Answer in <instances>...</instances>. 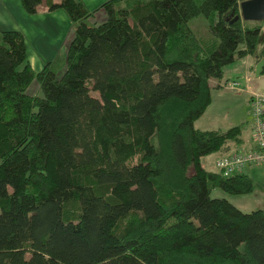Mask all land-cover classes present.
Masks as SVG:
<instances>
[{"label": "trees", "instance_id": "trees-1", "mask_svg": "<svg viewBox=\"0 0 264 264\" xmlns=\"http://www.w3.org/2000/svg\"><path fill=\"white\" fill-rule=\"evenodd\" d=\"M243 1L108 0L91 24L80 0H19L74 34L35 72L24 35L0 27V264H264V211L213 195L251 194L254 166L202 163L242 153L229 146L252 120L194 126L230 66L264 63V21L242 20Z\"/></svg>", "mask_w": 264, "mask_h": 264}, {"label": "rangeland", "instance_id": "rangeland-1", "mask_svg": "<svg viewBox=\"0 0 264 264\" xmlns=\"http://www.w3.org/2000/svg\"><path fill=\"white\" fill-rule=\"evenodd\" d=\"M80 2L84 4L86 9L90 11L92 14V16L88 21L89 23L91 24L98 23L100 21L105 20V13L102 10L101 6L106 2V0H80ZM45 14L48 15L50 19L45 17L44 16ZM11 19L14 21L15 24L14 28L17 29V24H18L19 27L22 29L21 30L19 28L16 31L21 32L25 37V42L28 48L29 63L35 72L40 71L45 64L50 62L53 63V60L57 56L64 55L67 46L71 41L72 35L74 34V25L67 19L65 14L61 11L55 13H49L45 4H43L38 9L37 16H27L24 13L23 9L21 8L19 0H0V24L2 26L5 25L4 28L6 29H10V27H13ZM51 20L52 23L50 25H47L51 22ZM57 21L59 22L58 26H57ZM42 25L43 28L46 29V31L40 32L43 38L40 37L39 39L31 40L28 36V41L30 45L36 47V44L42 43L45 40L46 47L45 50H41L39 48L38 52L35 50L36 49L35 48L33 53L32 47L29 45V43H27V34L25 32L35 31L37 27ZM47 26H49L48 31H51L54 35H58V42H56V45L54 47H52L51 43L49 42L48 39L49 34L47 32ZM193 26H194L193 29H196L201 34L203 33L206 34V24L201 19ZM48 53L49 56H47ZM243 63L244 61L239 60L233 65V67H238V69H241ZM234 74L235 73H232L230 76L228 75L230 79H226L227 82L224 84L223 92L220 91L212 92L211 95V98H213L212 104L208 108V110H206L202 118L199 120L201 124L200 126L201 128L210 131L217 128H224L227 126L229 127L231 125H237L238 123L237 121H239L244 117V107H243L244 99L242 94H234V93L240 92V93L249 94L248 102L246 103V107H247L246 112H248L249 109V113H250L249 102H250L251 93H257L250 89L251 83L254 80L252 71H251V75L243 74L241 76L242 80L241 81L237 80V82L240 84V86L238 87L233 85V79H231L234 76ZM262 77L264 78V76ZM249 82L251 83L248 84ZM258 84L262 85L260 82H258ZM212 86H215V84ZM37 88H38L37 83L33 82L31 87L28 89L29 94L32 95L33 91L35 93H38ZM248 121L249 119H247V124ZM242 122L244 121H241L240 123ZM245 152H249V150L242 151V153ZM223 158L224 157L216 156V158L213 160V168H215V170L219 169L217 165ZM207 168L211 169L210 166H208Z\"/></svg>", "mask_w": 264, "mask_h": 264}, {"label": "crops", "instance_id": "crops-1", "mask_svg": "<svg viewBox=\"0 0 264 264\" xmlns=\"http://www.w3.org/2000/svg\"><path fill=\"white\" fill-rule=\"evenodd\" d=\"M44 16L50 19V17L48 15L45 14ZM12 19H11V21H12L13 27H10V29H12V30L19 29L20 27H19L18 24H17V29L14 28L15 24H14V21ZM51 23H52V20L47 25H50ZM58 23L59 22L57 21V26H58ZM0 27L4 28L5 25L2 26L0 24ZM48 27L49 26H47V32L49 34L48 35L49 36L48 39H49V42L51 43L52 47H54L56 45V42H58V35H54L51 31H48ZM41 31H46V29L43 28V25L37 27V29L35 31H28V32L24 31L27 34V43H29L28 36H29V38L31 40L39 39L40 37H42V35L40 33ZM29 45H30V43H29ZM30 46L32 47L33 53H34V49L35 48H36L35 50L37 52L39 51V48L41 50H45L46 41L44 40V42L36 44V47H34L32 45H30ZM49 53L47 54V56H49ZM242 61H244V63L242 64L241 69H238V67H233V65L230 66L227 69V72H226L227 73V77L226 78L230 79V77H228V75L230 76L232 73H235L234 74L235 77L233 76L231 79H237V80L241 81L242 80L241 76L243 74H250L251 75V71H252L254 80H253L252 83L250 82L251 83V86L249 85L250 89L255 91V92H257V93L264 94V78L261 75H259V77H255V67H256L258 62L256 63L254 61V59L250 58V57H246ZM241 72H244V73H241ZM258 82H260L262 85H259ZM220 92H223V91H220ZM227 93H229V92H227ZM234 94H242L243 99H244V106H243L244 107V117L242 119H240L239 121H237L238 122L237 125H238V124H240L241 121L247 122V119H250L249 109H248V112H246V108H247L246 107V103L248 102L249 94L248 93L247 94L240 93V92L239 93H234ZM212 101H213V98H212ZM211 104H212V102H211ZM211 104H210V106H211ZM208 108L206 110H208ZM202 116H201V118H202ZM201 118H199L195 122L194 126H195L196 129H199V130H202V131H207V130H205V129L200 127L201 124H200L199 120ZM232 126H236V125H231L229 127L227 126V127H224V128H217V129L226 130V129L232 127ZM217 129H214V130H217ZM243 140H244L243 144L241 146H239V147H235L233 145L229 146V151H228L229 153L228 154H232V153H235V152L248 151V150H252L253 149V145L254 144H253V139H252V131H251L250 126H248V125L246 126V128L244 130ZM222 155H224V154L223 153L222 154L221 153H219V154L217 153V154H213V155H210V156H207V157L203 158V160H202L203 167L206 170L216 171L215 168H213V160L216 158V156H222ZM210 161H211V163H210ZM208 166H210L211 169H208L207 168ZM244 173L246 175H248L253 181L254 189H253V192L251 194L244 195V196L230 197V196H227L226 194H223L219 190H215L213 192V195L215 197H217V198H225V199H227L233 206H235L237 209H239L240 211H242L244 213H250V212H253V211H256V210H263L264 211V164L261 165V166H254V167L248 168V169L245 170Z\"/></svg>", "mask_w": 264, "mask_h": 264}, {"label": "built area", "instance_id": "built-area-1", "mask_svg": "<svg viewBox=\"0 0 264 264\" xmlns=\"http://www.w3.org/2000/svg\"><path fill=\"white\" fill-rule=\"evenodd\" d=\"M233 85L236 87L240 86L237 80L233 81ZM249 103L250 116L253 123V136L258 150L224 157L217 165L220 169L217 170L224 177L240 173L247 167L264 164V94L251 93Z\"/></svg>", "mask_w": 264, "mask_h": 264}, {"label": "water", "instance_id": "water-1", "mask_svg": "<svg viewBox=\"0 0 264 264\" xmlns=\"http://www.w3.org/2000/svg\"><path fill=\"white\" fill-rule=\"evenodd\" d=\"M240 14L245 22H263L264 21V0H245L240 3ZM238 17L235 18L237 20ZM263 61L257 63L255 67V77H259Z\"/></svg>", "mask_w": 264, "mask_h": 264}]
</instances>
